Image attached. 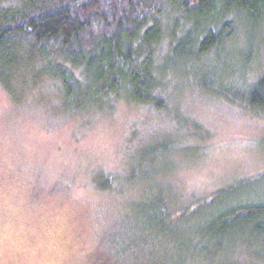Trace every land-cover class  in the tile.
Instances as JSON below:
<instances>
[{
	"label": "trees",
	"instance_id": "1",
	"mask_svg": "<svg viewBox=\"0 0 264 264\" xmlns=\"http://www.w3.org/2000/svg\"><path fill=\"white\" fill-rule=\"evenodd\" d=\"M9 1L0 6V86L12 101L29 88L24 80L48 76L61 81L69 111L103 108L110 96L162 111L180 90L173 82L187 77L235 105L264 110V68L248 82L264 45V0ZM40 59L43 66L33 64ZM23 60L31 65L25 71ZM232 62L239 63L226 69ZM173 145L166 148L179 150ZM108 176L101 172L100 188H112ZM154 187L141 217L126 213L98 228L95 263L264 264V170L195 194L186 207L173 186ZM243 249L250 260L235 257Z\"/></svg>",
	"mask_w": 264,
	"mask_h": 264
},
{
	"label": "rangeland",
	"instance_id": "2",
	"mask_svg": "<svg viewBox=\"0 0 264 264\" xmlns=\"http://www.w3.org/2000/svg\"><path fill=\"white\" fill-rule=\"evenodd\" d=\"M13 3L0 0V6ZM242 54L240 47L235 60ZM263 68L264 45L248 82ZM180 78L162 111L113 96L103 108L69 111L61 81L48 76L36 84L23 79L29 88L19 101L0 86V264H97L99 229L126 213L141 217L157 183L173 186L186 207L195 194L264 170V110ZM194 146L201 147L197 155L182 151ZM101 172L112 174V188H100ZM237 254L250 260L244 249Z\"/></svg>",
	"mask_w": 264,
	"mask_h": 264
}]
</instances>
